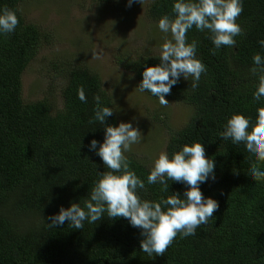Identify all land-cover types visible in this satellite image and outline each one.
<instances>
[{"label": "trees", "instance_id": "1", "mask_svg": "<svg viewBox=\"0 0 264 264\" xmlns=\"http://www.w3.org/2000/svg\"><path fill=\"white\" fill-rule=\"evenodd\" d=\"M22 0H0V8L16 11V30L0 35V264H264V181L248 179L255 163L243 145L222 140L218 133L233 113L256 120L261 106L252 97L257 76L252 57L264 56L258 41L264 40V0H243L237 23L244 35L237 36L235 47L222 46L213 54L206 32L193 27L188 41H198L197 58L207 67L198 88L193 91L181 79L165 98L191 106L192 114L169 137L165 151L171 155L185 143L201 141L206 156L215 160L216 180L201 185L205 196L216 199L219 210L208 224L197 228L194 236L178 235L164 255L149 257L140 250V230L123 217L101 221L81 230L63 226L49 227L46 218L58 213L62 205L81 203L87 197L102 162L90 152L92 139L103 141L99 123L90 124L99 94L113 108L100 78L83 67L66 72L59 109L52 110L48 100L24 103L21 77L38 52L43 40L40 29L25 23L18 10ZM101 4L115 0H93ZM173 0H152L147 16L159 20L172 17ZM158 57H142L130 70L138 83L143 65L158 64ZM83 86L87 102L77 97ZM150 97V93L146 92ZM264 103V102H262ZM106 123L117 125L114 113ZM130 168L145 181L139 190L143 199L159 200L183 186L169 181L162 192L159 184L148 185L149 168L127 156ZM261 168L264 169V163ZM233 169L236 172H233Z\"/></svg>", "mask_w": 264, "mask_h": 264}, {"label": "clouds", "instance_id": "2", "mask_svg": "<svg viewBox=\"0 0 264 264\" xmlns=\"http://www.w3.org/2000/svg\"><path fill=\"white\" fill-rule=\"evenodd\" d=\"M134 2L141 3V0H127V6L131 7ZM242 11L243 0H173L174 15H163L157 21L158 29L166 34L159 49V63L143 65L142 79L136 87L138 91L150 93L162 106L168 104L166 95L181 79L188 81L190 77V87L195 91L207 67L197 58L198 41L189 42L187 33L193 27L206 32L213 45L210 49L213 54L222 46L235 47V38L244 35V29L237 23ZM18 23L16 11L0 8V35L13 33ZM258 43L264 48V40ZM252 62L254 67L250 71L258 81L252 97L261 104L256 108L255 123L251 117L233 113L218 135L234 146L243 145L248 158L255 162L249 169L248 179L260 182L264 181V169L260 166L264 163V56L256 53ZM77 97L87 102L83 86L77 89ZM93 100L95 106L89 123L103 126V141L92 139L87 147L107 170L97 171L98 179L83 199V206L80 202H71L67 208L61 205L58 213L46 218L50 221L48 226L56 228L67 222L70 228L81 230L85 221L94 224L105 214L111 220L123 217L131 227L140 230L142 252L149 257L164 255L178 235L180 238L194 236L197 228L208 224L213 213L219 210L218 201L205 196L201 190L202 184L216 180L215 160L206 156L201 141L185 143L171 155L161 151L152 162L147 184H159L162 192H168L171 181V184H181L184 190L171 192L159 200L143 199L139 190L145 189V181L130 168L125 155L133 145L141 142V130L138 125L134 126V118L117 125L106 123L116 112L102 102L99 94Z\"/></svg>", "mask_w": 264, "mask_h": 264}, {"label": "rangeland", "instance_id": "3", "mask_svg": "<svg viewBox=\"0 0 264 264\" xmlns=\"http://www.w3.org/2000/svg\"><path fill=\"white\" fill-rule=\"evenodd\" d=\"M152 0H115L101 4L93 0H22L18 10L25 23L36 25L43 34L37 54L24 70L22 100H48L52 110L62 104L66 72L83 67L97 74L103 90L112 99L117 122L134 118L142 132L132 156L147 168L165 151L171 134L192 114L191 106L167 99L162 106L156 98L136 88L130 70L142 57H158L165 35L158 20L147 16ZM170 39V34H167Z\"/></svg>", "mask_w": 264, "mask_h": 264}]
</instances>
